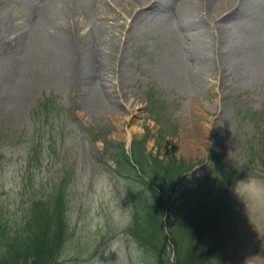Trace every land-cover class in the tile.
Masks as SVG:
<instances>
[{"label": "rangeland", "instance_id": "obj_1", "mask_svg": "<svg viewBox=\"0 0 264 264\" xmlns=\"http://www.w3.org/2000/svg\"><path fill=\"white\" fill-rule=\"evenodd\" d=\"M79 2L85 9L75 16L62 9ZM69 36L70 67L61 51ZM117 143L132 159L141 143L145 156L195 167L185 183L212 195L197 227L206 230L199 260L264 264V0H0L6 229L34 197L45 200L65 170L62 261L114 264L115 251L118 264L143 263L128 234L136 185ZM248 178L250 188L234 191ZM171 199L166 225L175 220ZM1 234L0 253L11 238Z\"/></svg>", "mask_w": 264, "mask_h": 264}, {"label": "trees", "instance_id": "obj_2", "mask_svg": "<svg viewBox=\"0 0 264 264\" xmlns=\"http://www.w3.org/2000/svg\"><path fill=\"white\" fill-rule=\"evenodd\" d=\"M118 146L123 145L119 144ZM123 160L129 163L125 154H123ZM173 165L177 167L178 177H181L183 172L188 169L185 164L175 163ZM170 167H161L163 176L158 173L150 176L142 169L144 177L141 178V184L151 191L154 200V203L147 205L142 213L139 210H136L135 213L133 236L140 246L145 248L144 256L146 258L143 264H168L165 260L167 239L162 231L164 207L160 192H173L178 177L175 180L174 166ZM57 191L45 200H32L30 208L24 210L26 214L18 227L8 231L6 226L0 222V228L5 230L4 234L0 232L2 237L11 236L9 241L4 244L5 249L0 253V264H61L59 259L69 231L68 206L64 188ZM184 210L185 208L181 210V214ZM187 220L189 224H187ZM177 224L179 226L178 228L175 226V231L178 229L184 234L198 226V219L185 216V221L180 220ZM202 234H198L194 246L192 245L184 253L181 252L176 237H173V243L178 248L176 264H204V260L197 261V249Z\"/></svg>", "mask_w": 264, "mask_h": 264}, {"label": "bare ground", "instance_id": "obj_3", "mask_svg": "<svg viewBox=\"0 0 264 264\" xmlns=\"http://www.w3.org/2000/svg\"><path fill=\"white\" fill-rule=\"evenodd\" d=\"M73 4H76V2L73 3ZM76 7H78V8L66 7L64 4L62 5V9L63 10H65L66 12H69V13H73L74 16L77 13H79L80 11H82L81 9H85V5H84L83 2H79V4ZM56 38H57V36H56ZM71 40L73 41V38L71 36H69L67 41L63 45H61V51H62V53H63V55L65 57V60H66V63H67L68 67L71 66V61H69V57L73 56L70 53L71 49L69 48V44H70ZM197 49H198L197 52H201V48L199 47L198 41H197ZM64 51H67V52H64ZM200 65H202V63ZM200 74L202 75V74H204V72H200Z\"/></svg>", "mask_w": 264, "mask_h": 264}, {"label": "clouds", "instance_id": "obj_4", "mask_svg": "<svg viewBox=\"0 0 264 264\" xmlns=\"http://www.w3.org/2000/svg\"><path fill=\"white\" fill-rule=\"evenodd\" d=\"M252 184H253V182L249 178L247 179V181H244V180L236 181L234 191L239 192V191L247 190L248 188H250L252 186ZM139 193H143L142 197L150 198V196H151V191H149L148 188L139 189L138 194ZM111 253H114L117 257V260L114 262V264H118V262L120 260L118 253H116L115 251H113ZM109 262H110V264H113V261H111L110 259H109ZM245 264H248V260L245 261Z\"/></svg>", "mask_w": 264, "mask_h": 264}]
</instances>
